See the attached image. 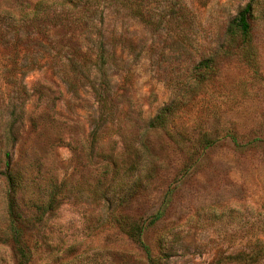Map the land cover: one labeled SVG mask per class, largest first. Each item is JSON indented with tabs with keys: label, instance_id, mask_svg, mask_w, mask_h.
Instances as JSON below:
<instances>
[{
	"label": "rangeland",
	"instance_id": "374dc122",
	"mask_svg": "<svg viewBox=\"0 0 264 264\" xmlns=\"http://www.w3.org/2000/svg\"><path fill=\"white\" fill-rule=\"evenodd\" d=\"M38 1L0 0V15L28 23L0 21V133L8 104L18 98L14 83L27 91L24 130L3 154L33 180L29 191L62 184L54 210L32 217L25 230L28 264H149L109 216L147 218L168 193L163 220L143 236L154 256L160 239L168 240L162 264H246L228 258L264 242V144L235 151L230 135L264 139V0H139L143 11L154 9L149 15L158 27L107 0L86 13L65 15L54 6L56 19L51 13L37 22ZM168 1L186 11L165 24ZM247 4L257 72L236 45L227 48V27ZM101 51L105 78L96 73ZM211 56L216 76L195 87V69ZM102 83L104 107L95 96ZM181 100L168 131L148 137L158 157L149 186L126 190L128 147L162 108ZM97 128L99 144L92 146ZM204 134L219 142L200 155ZM4 160L0 154V172ZM5 188L0 179V264H18L5 241ZM128 191L132 196L117 205Z\"/></svg>",
	"mask_w": 264,
	"mask_h": 264
},
{
	"label": "trees",
	"instance_id": "16d2710c",
	"mask_svg": "<svg viewBox=\"0 0 264 264\" xmlns=\"http://www.w3.org/2000/svg\"><path fill=\"white\" fill-rule=\"evenodd\" d=\"M102 0H61L60 2H52L49 0L38 1L33 9V16L37 22L49 17L51 13V19H56L55 10H52L54 6H57L61 14H67L69 12H83L86 13L91 7L99 5ZM112 1L116 5L121 6L124 9H129L134 15L143 19L147 25L156 27V23L152 20L154 17L151 14L153 10L146 9L143 11L142 4L139 0H107ZM53 11V12H52ZM165 11L163 23L167 24L169 21L165 20L166 17L172 18L178 14H184L186 11V5L178 1L175 4L173 1H168L164 7ZM159 14L163 15L164 12ZM182 11V12H181ZM253 12L252 4H247L242 10H240L235 18L229 23L226 30V39L228 41L227 48L232 45H236L238 49V54L244 59V61L257 72L258 70V59L257 50L253 43L252 28L250 24V16ZM147 13L148 19L145 18ZM168 15V16H167ZM40 18H37V17ZM8 20L9 23L7 27H17L22 25H28L26 21H16L13 23L12 16L9 14L0 15V21L2 19ZM84 21L83 18L80 19ZM80 22L77 19H73L72 23L74 25ZM158 27V26H157ZM38 35L42 36L41 30H39ZM226 48V49H227ZM223 54H229L228 51H224ZM108 63V58L104 55V52L98 56V62L96 65L97 75L101 77L106 76L105 69ZM216 57L211 56L199 64L197 69H195V87L202 85L206 80L216 76ZM102 88H95V96L102 103L103 107L106 104L105 92L107 85L101 84ZM16 88L15 94L18 96L17 101H12L8 104V114L5 118L3 128L0 133V154L5 158L4 169L0 172V179L3 180L6 188L5 192V218H6V235L5 241L10 244L14 253L18 257V264H28L31 259V252L27 245L26 240V228L28 223L32 220V217L36 218L39 215L43 216L45 212H51L54 210L57 199L61 195L62 184H50L47 190L37 191L36 193L29 191V187H32L33 180L25 178L19 171H14L12 157L9 152H4L3 149L14 148L19 140L22 131L24 130V101L27 98V91L25 90V84L18 82L14 83ZM183 105V100L180 102H174L170 105L162 108L156 116L149 121V123L144 126L141 133L138 134L135 144L128 147L131 151L132 156V167L125 172L130 182L123 184L128 189L126 190H140L142 188L146 189L150 180L152 179V173L155 172L156 162L158 160L157 155L152 151L148 137L150 134L157 132H167L168 125L170 121L176 116V113L180 106ZM230 139L235 151H245L248 149H253L264 144V139H251L246 142H241L237 136L230 135ZM91 144L96 146L99 144L100 134H98V128L94 129L91 134ZM218 139H210L208 134H204L200 141V155L205 151H208L217 146ZM194 153V152H193ZM145 180V182H144ZM122 188V186H121ZM120 188V189H121ZM123 190V189H122ZM25 192H28L27 197H25ZM133 193L126 192L123 194L119 193L117 205L122 206L124 202L127 201V196H132ZM171 196L168 193L159 210L147 217V218H130L126 215H113L111 214L110 219L113 220L114 225L122 231L126 236H128L135 244L141 247L146 256L149 264H162L163 255L169 250V243L166 238H161L159 241V255L154 256L150 247L144 241V233L150 227L155 226L158 222L162 221L166 210L170 206ZM27 205L28 208L24 209L23 206ZM37 214V215H36ZM232 262L246 263V264H260L264 261V242L258 241L255 245L249 248V252H242L240 254L231 256Z\"/></svg>",
	"mask_w": 264,
	"mask_h": 264
}]
</instances>
